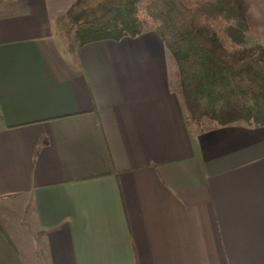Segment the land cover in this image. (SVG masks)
Segmentation results:
<instances>
[{
  "label": "crops",
  "instance_id": "1",
  "mask_svg": "<svg viewBox=\"0 0 264 264\" xmlns=\"http://www.w3.org/2000/svg\"><path fill=\"white\" fill-rule=\"evenodd\" d=\"M75 2L0 0V264H264V126L190 121L154 31L65 50Z\"/></svg>",
  "mask_w": 264,
  "mask_h": 264
},
{
  "label": "trees",
  "instance_id": "2",
  "mask_svg": "<svg viewBox=\"0 0 264 264\" xmlns=\"http://www.w3.org/2000/svg\"><path fill=\"white\" fill-rule=\"evenodd\" d=\"M85 1L67 14L75 46L154 31L176 64L190 121L264 126V46L242 56L237 46L251 29L243 0H152L143 8L141 0Z\"/></svg>",
  "mask_w": 264,
  "mask_h": 264
},
{
  "label": "rangeland",
  "instance_id": "3",
  "mask_svg": "<svg viewBox=\"0 0 264 264\" xmlns=\"http://www.w3.org/2000/svg\"><path fill=\"white\" fill-rule=\"evenodd\" d=\"M99 0H86V5H94ZM152 0H141L140 8L145 7ZM246 10V14L249 20L250 31L247 34L246 45L242 46L237 44L238 48L242 50L239 56L248 54L252 49L258 46H264V0H243ZM144 18V16H141ZM63 30L60 31L59 39L62 42V46L65 50H70L71 46H75L76 40L74 39L73 27L70 23V17L67 15L63 18L62 23ZM75 43V44H74ZM71 45V46H70ZM246 47V48H243ZM173 60V59H172ZM173 66L176 68V64L173 61ZM176 77H178L177 68L175 69ZM259 83L264 86V81L260 80ZM204 126H209L210 121L208 119L202 120Z\"/></svg>",
  "mask_w": 264,
  "mask_h": 264
}]
</instances>
